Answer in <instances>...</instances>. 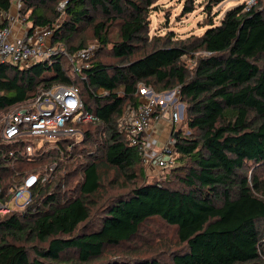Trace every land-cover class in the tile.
I'll return each mask as SVG.
<instances>
[{
	"label": "trees",
	"instance_id": "16d2710c",
	"mask_svg": "<svg viewBox=\"0 0 264 264\" xmlns=\"http://www.w3.org/2000/svg\"><path fill=\"white\" fill-rule=\"evenodd\" d=\"M157 1H24L21 14L27 22L50 25L53 42L69 53L88 47L85 41L73 45L85 28L92 30L99 50L81 75L64 56L27 69L1 64L0 112L30 101L40 86L73 84L97 121L78 126L85 138L63 163L64 188L47 185L23 216L0 215V264H260L264 186L256 171L264 170V65L259 64L264 0L249 10L244 3L228 11L202 36L177 40L171 32L148 43ZM12 4L0 0V12L9 13ZM192 11L193 6L186 8L187 14ZM61 16L64 22L56 27ZM6 25L0 22V29ZM114 26L118 40L112 42ZM103 50L119 64L99 60ZM204 52L208 55L199 56L193 69L183 61ZM141 84L157 93L180 87L187 104L185 125L192 135L186 136L183 126L178 134L177 161L184 164L174 168L183 173L178 188L135 182L144 179L146 167L139 147L119 131V121L128 108H139ZM103 164L133 183L130 190L111 194L118 182L106 183ZM249 168L252 177L245 172ZM153 218L176 227L185 250L167 263L157 257L105 258L110 249L136 239Z\"/></svg>",
	"mask_w": 264,
	"mask_h": 264
},
{
	"label": "built area",
	"instance_id": "2783aa9c",
	"mask_svg": "<svg viewBox=\"0 0 264 264\" xmlns=\"http://www.w3.org/2000/svg\"><path fill=\"white\" fill-rule=\"evenodd\" d=\"M24 1L13 0L12 18L10 13L0 12V22H7L0 29V65L27 69L38 63L53 64L55 57L64 56L73 73L81 75L89 69L97 46L69 53L63 44L53 42L55 29L50 25L32 27L27 22L21 14ZM257 3L258 0H246V9ZM15 26L21 31L17 32ZM139 90L141 104L137 110H126L119 121V131L131 145L139 147L146 171L172 170L177 165V139L184 120L183 105L177 104L181 89L157 93L141 84ZM164 118L171 123V130L159 150L149 130L154 122ZM96 121L79 87L73 84L40 86L30 101L0 112V215L23 216L47 185L54 183L55 188H64L63 163L85 138L78 126ZM60 177L62 180H58Z\"/></svg>",
	"mask_w": 264,
	"mask_h": 264
},
{
	"label": "rangeland",
	"instance_id": "374dc122",
	"mask_svg": "<svg viewBox=\"0 0 264 264\" xmlns=\"http://www.w3.org/2000/svg\"><path fill=\"white\" fill-rule=\"evenodd\" d=\"M246 0H221L218 3H212V0H159L153 6V10L150 15V28L148 35V43L154 38L161 37L166 38L169 33H175V38L187 39L188 37L202 36L207 29L209 24L213 21L215 24H220L225 14L240 5H243ZM62 1L56 8L59 13H61L64 8ZM211 5V10L208 12V6ZM193 6V11L191 13H186V8ZM53 7L50 5V8ZM26 19L28 16L25 17ZM64 22V16L57 19L56 27L62 25ZM111 41L115 42L118 40V27L114 26L111 33ZM80 41H85L86 46H97L99 50V45L96 40H94L92 30L90 28H85L81 35L74 38L73 45H77ZM111 46L108 47V49ZM143 51L140 50L139 53L133 57L136 59L142 55ZM98 55L99 60H104L107 64H119V62L111 57L109 50H103V52ZM208 55L207 53H196L195 55H190L183 58L187 67L193 69L196 64V60L199 56ZM97 56V53H96ZM259 64L264 65V56L260 59ZM177 104L183 105V110L186 116L187 104L179 98ZM186 117L183 120L182 126L185 129V135L191 136L192 132L185 125ZM161 144H157L156 148L161 149ZM103 163V161L101 162ZM100 163V164H101ZM184 164L177 161L176 168H180ZM178 170V169H176ZM101 171L103 176L106 177V183L109 181L116 180L118 182L116 187L110 188L111 194L123 193L133 186V183L126 181L116 170L109 169L104 164L101 165ZM249 177L253 176L255 172L253 168L245 170ZM182 172H175L172 170H163L150 173L145 171L144 179L138 176L136 183L146 182H165L168 186H173L178 188L181 186L179 181V176H182ZM256 175L259 177L260 181L264 186V170L258 169ZM262 231V241L264 243V220L259 224ZM178 229L174 226H170L165 223L160 218H153L148 220L141 228L139 235L133 241L119 247L110 249L107 251L105 258L108 259L112 255L114 257H124V258H151L157 257L162 263H167L171 261L173 253L181 252L185 250V246L179 242L178 239ZM260 264H264V254L262 253L260 258Z\"/></svg>",
	"mask_w": 264,
	"mask_h": 264
},
{
	"label": "crops",
	"instance_id": "0c3cea01",
	"mask_svg": "<svg viewBox=\"0 0 264 264\" xmlns=\"http://www.w3.org/2000/svg\"><path fill=\"white\" fill-rule=\"evenodd\" d=\"M10 18L15 16V11L13 6L10 10ZM15 30L17 32H20L21 29L18 26H15ZM183 114H185L183 108H182ZM186 116L184 115V118ZM171 130V123L169 122L168 118L162 119L160 122H154L149 130L150 136L152 140L155 142V145L161 144V146L164 145V143L167 141V138L170 134Z\"/></svg>",
	"mask_w": 264,
	"mask_h": 264
}]
</instances>
